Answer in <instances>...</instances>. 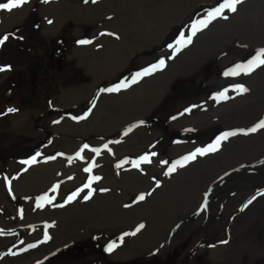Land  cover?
I'll list each match as a JSON object with an SVG mask.
<instances>
[{"label":"rangeland","instance_id":"374dc122","mask_svg":"<svg viewBox=\"0 0 264 264\" xmlns=\"http://www.w3.org/2000/svg\"><path fill=\"white\" fill-rule=\"evenodd\" d=\"M27 1L29 2L28 12L22 15L20 20L9 29L0 32V69L10 71L0 79V100H2L4 87L9 85V82L14 80L16 75L23 76V82L25 83H36L42 85V87L34 91L33 101L30 104L23 103L24 99L22 101L10 100L14 105L5 104L9 112L0 117V182L2 183L5 180V186H8L9 180L6 178V170L8 171L10 162L28 163L42 154V151L51 145L54 138V134L48 129L50 127L47 121L50 118H47L46 124L42 123V129L44 130L36 134H31L34 132L32 130L30 134H27L9 128L14 125L16 115L25 108L29 107L38 111L39 114H36L37 123L41 121V118L47 117L51 113L62 114L64 112L69 117L74 118L76 114L83 113L88 108L90 111L88 112L87 109L86 114L82 117V121H86L93 115V110L97 105V100L100 97L98 94L99 87L94 95L85 90L82 103L73 109H62V107L54 104L55 98L62 89L90 82L93 77L91 74L94 72H96L94 76H98V72L110 71L120 66L121 72L120 70L113 72L114 74L111 77L104 78L100 84L112 85L110 89L115 94H122L132 88H136L137 93L144 92L146 91V89H143L145 82L153 80L162 73H169L168 67L178 55H181L188 65L194 66L197 59H193L190 55L194 51L200 53L202 49L198 45L188 55V51L191 50L194 42H200L208 36L215 37L213 34H208V36L202 34L211 31L214 25L212 22L216 19H225L224 14L231 15L226 13L227 9L232 10L238 7L237 3H233L236 0H170L165 2V9L162 12H159L160 8L158 6L144 12L142 0H92L90 4H88L89 0H62L61 2L53 0L47 12V15L52 16L53 20L56 16H64L68 12L80 17L81 20L78 21V28L73 21H65L56 27V24H52L51 29L55 27L56 33L50 36L42 30L43 17L40 11L41 5L50 0H25V2ZM147 1H149V6L160 0ZM231 1H233V4H231ZM253 1L259 4L258 9L256 8L253 13L248 12V14L253 18L260 13L259 16L264 19V0ZM55 2L57 3L55 4ZM195 2L205 3L206 6L200 8V4H197L187 13H182L184 8ZM13 6L11 0H0L1 15L5 9L9 13L13 10ZM104 12L107 15L106 17H97V14ZM94 17L102 19L97 20ZM240 17H238V20ZM179 18L181 19L176 23H172L171 28L166 31L165 35L160 36L158 41L150 46V43L154 42L155 35L157 33L159 35L161 32L160 26L167 23L166 27H168L167 25H171L170 21ZM103 19L106 22L102 24L101 20ZM90 21H96V24L93 25ZM252 23L254 24V22ZM234 25V29H240L237 24ZM256 25L259 28L257 22ZM76 29L79 30L76 32ZM222 31H224L223 28L216 31L220 32V34H217L219 36L215 38L218 42H224L227 34L231 32V30ZM263 37L262 39L261 37L258 38L261 40L245 37V39H237L233 42L229 41L221 44L224 47H220L221 49L218 50L220 52L219 56L218 52H211L210 55H215L209 62L206 61L210 55L204 57V60L196 65L195 70L199 71L195 74L188 72L182 77L173 79L174 81L166 89L163 97L154 101V105L146 117L132 119L128 123L119 126L111 134L105 136L99 134L96 138L100 141L96 146L92 144L90 137H86L83 140L82 147L73 150L75 154L70 151L58 157L57 159L63 161L65 159H75L74 171L71 172L74 173L73 179L81 174L85 175L89 182L92 181L89 190H86V197L88 196V198L83 200V203L92 198V193L95 196L103 195L102 190L96 186L94 179L97 177L104 159L95 156H91L90 159L88 153L91 154V150L103 152L108 157L106 159H112L119 165L123 163L124 165L130 164V168L124 171L120 170L122 169L120 167L116 168V164L112 163L115 165L112 170H120L122 174L128 173V171L137 173L144 171L149 176L145 181L152 185L158 173L163 175L161 171H165L166 175L188 173L197 164L202 166L203 159L226 157L232 151H248L250 160L229 161L227 164L230 167L221 170L223 176H217L221 184L216 182L217 177L205 181L204 184L206 185L204 186L208 187L205 188L202 185L204 190L199 189L200 191L197 192L192 204V209H183L191 211V214L195 216L204 215V220L208 218L205 215L206 210L223 206L225 202L224 200L218 205L221 198L209 193V186L218 187L220 190L228 173L232 177H236L233 172H241L237 168L240 163L249 169L248 172H245L249 178L248 180L246 178L241 179L239 186H237L239 188L229 191V195L225 199L238 198L236 201L240 202L239 211L243 212L251 206V203H254L249 198L242 203L241 197L244 194L261 191L260 195H264V187L261 186L264 180L257 181L261 174L252 165L254 161L259 163L257 166L262 174L264 173L261 166L264 164V119L259 118L263 106H258V101L255 102V100H258V95H264L261 92L264 91V74L259 72L264 66ZM75 44H79L77 57L69 59L66 52L70 51ZM162 54L167 56L163 57ZM100 67L105 68L98 71ZM41 68H44V71ZM46 68L51 69L47 70L50 76H43L45 79L42 80L40 76L45 73ZM28 70L33 74H28ZM129 78L130 80L123 81ZM139 79H146L142 87H139L141 81L138 82ZM249 80H254L258 84V88L254 87L250 90L251 83ZM91 83L95 84L96 82L93 80ZM148 96L151 97L152 94L150 93ZM7 100L9 101V98ZM235 100H243L240 105V110L243 113H240L238 108L237 111L234 110L233 102ZM216 102L222 103L223 111L215 110L217 112L215 114L214 105ZM0 105L3 106L4 104ZM211 107H213V110L209 109ZM181 114L183 115L180 116ZM261 114H264V112ZM33 118L34 115H31L30 119ZM174 119L187 127H196L195 125H203L202 123L205 122H208V124L206 128L198 131L183 130L169 127L170 123L176 121ZM253 134L254 136L251 138L248 136ZM220 136V141L216 146L205 147L202 145L204 143L209 145L211 139ZM251 147L259 148L250 149ZM172 149L174 150L172 151ZM13 150L22 153L10 155L9 151ZM21 155L22 159H17ZM48 159H46V162H49ZM99 159H102V161ZM152 167L156 168L158 173H149ZM63 173L68 174L70 172L65 168ZM189 178L191 179V185L198 184V176L195 177V181L192 180L190 175ZM117 182V185L115 182L116 191L120 193L123 189L120 184H124L125 181L119 175ZM75 185L80 188L79 182H76L71 188L74 193L71 197H76ZM126 186L124 189L129 190L131 194L127 198V204L149 192L147 186H141L136 191H131ZM109 192L113 191L110 190ZM4 193L11 200L12 209L17 210V216L22 220L23 215L20 210H22V203L27 199L12 195V191L7 189L4 190ZM58 193V188L50 193L49 198L44 196L45 193H40L36 201L31 199L29 207L34 206L39 215L42 213L50 214L57 210L60 205L57 198H62V196ZM254 197L255 195L252 196V198ZM214 198L217 199V203H213ZM121 204H118L117 207H121ZM48 206L49 208H47ZM224 208H227V206H224ZM68 211L66 212L67 216L71 214ZM15 218L13 210L0 201V223H14L13 226L0 225V237L4 238L2 243L4 245L0 246V264H2V259L10 254L25 253V258H30V261L32 257L29 251H34L38 247L37 243L23 239L22 235L28 232L27 227L21 223L15 225ZM141 218L143 217L141 216L138 221L141 222L142 220L143 223H146V220ZM181 221L182 219L174 220L170 224L166 237L168 241L172 238L171 232ZM228 223L227 226L232 229V226H229ZM41 224H43L44 230L39 240L41 244L46 246L52 240V235L49 232L50 222H41ZM113 225L114 223L110 219L103 218L98 222H92L88 227L93 226L98 229L106 227L110 230L114 228ZM124 228L126 227L121 228V230H124ZM30 232L33 233V230H30ZM130 233L132 232L124 231L120 234L113 232L93 233L84 240L67 244L37 259L34 263L31 261L28 264H55L59 261L62 264H81L82 261L94 254L100 258H105L108 264H118L114 260L108 259L107 253L115 248L114 245L119 243V238L129 236ZM7 236L12 238L6 239ZM191 238L192 235L184 239H178L180 242L179 249H175L168 259L159 260L154 256V260L136 258L123 264H177L180 255L177 252H182ZM154 246L155 249H158L157 244ZM17 247L19 249L15 250ZM196 257L201 258L202 254L197 253ZM96 259H93L92 262H96Z\"/></svg>","mask_w":264,"mask_h":264},{"label":"bare ground","instance_id":"6f19581e","mask_svg":"<svg viewBox=\"0 0 264 264\" xmlns=\"http://www.w3.org/2000/svg\"><path fill=\"white\" fill-rule=\"evenodd\" d=\"M51 1L53 0L45 2L40 7L41 15L43 17L41 22L43 32L46 35L53 36L56 33L55 27L65 21L75 22L78 28V21H80L81 18L74 16L75 14H72L71 12H68L64 16H56L54 20L52 16L49 17L47 12L50 4H52ZM59 1L61 2L62 0H58L57 2ZM91 1L92 0H89L88 4H90ZM169 1L170 0H160L158 2L156 1L157 4L154 2L149 6V1L147 0H142L141 3L144 12L148 9L152 10L150 8L155 6H158L160 8L159 12H162L165 9V2ZM57 2H55V4ZM232 2L233 1H231V4H238V7H235V9L226 10V13H229L232 16L224 14L225 19H216L212 22L214 25L212 26L211 31L202 34L205 36L213 34L215 37L208 36V38H204L200 42H194L191 50L188 51L189 55L194 51L196 46L199 45L202 48L200 53L194 51L190 55L193 59H197V63L194 66L188 65L184 58H182L181 55H178L177 58H175V61L170 63L168 67L169 73H162L158 77L153 78V80L151 79V81H146V79L138 80V82L141 80L139 82V87H142L146 81L143 88L146 89V91L137 93L136 88H132L122 94L113 93L110 89L112 85L108 86L100 84L104 78L111 77L112 74L119 70L121 72V67H115L110 71H102L105 67H100L98 71L101 70L102 72H98V76H94L96 72L91 74L93 77L90 82L62 89L60 94L55 98V105L62 107V109H73L82 103L85 90L88 91L89 94L94 95L99 87L98 94L100 97L97 100V105L93 110V115L89 119H86V121H82V117L86 114L88 108L85 109L84 112L81 111L83 113L79 112L76 114L74 118L69 117L65 113H51L47 115V117L45 116L41 118L39 123H37L36 118V114L38 115L39 113L36 109L27 107L21 113L16 115L14 125H11L9 128L27 134H30L31 130L34 131L31 134H36L41 132V130H44L42 129V123L46 124L47 118H50L47 121L50 127L48 129L54 134V138L51 145L46 147L36 160L28 163H22L19 161L10 162L9 169L8 171L6 170V178L9 180L8 186H5V180L2 181L3 184L0 182V201L13 210V213L16 216L15 225L21 223L27 227L28 232H25V234L22 235L23 239L28 242H35L38 245L34 251H29L32 257L30 261V258H25V253L19 255L10 254L2 259V264H28L31 261L34 263L37 259L48 253L72 242L75 243L79 240H84L87 236H90L93 233L113 232L115 234H120L124 231H131L132 233H130L129 236H122V238H119V243L115 244V248L107 253L108 259L114 260L118 264H123L136 258L154 260V256L159 260L168 259L175 249H179L180 242L178 239L187 238L189 235H192V238L187 246L184 247L182 252H177L180 254L177 264H264V195H260L261 191H257L253 194L250 192L244 194L241 197L242 203L248 198L254 203H251V206L243 212L239 211L240 202L236 201L238 198L233 197L225 199L229 195V191L239 188L237 186H239L241 179L244 180L246 178V180H248L249 176L245 172H248L249 169L245 168V165L243 166L241 163L238 164L237 168L240 169L241 172H233L236 177H232V175L228 173L220 190L218 187L209 186V193H213L218 198H221L218 205L224 200L225 202L223 206L217 208L212 207L211 210H206L205 215L208 216L207 219L204 220V215L202 214L195 216L191 214V211L183 210L187 208L192 209V204L197 192L200 191L199 189L204 190V185H206L204 184L205 181H210V178H216L217 176H223L221 170L230 167L227 164L229 161L236 162L238 159H244L245 161L250 160L248 151H232L226 157L222 156L215 158L217 159L216 161L213 158L203 159L201 162L202 166L197 164L191 168L188 173H171L170 175H166L165 171H161L163 175H159L156 168L152 167L150 169L152 171L149 170V173H158L156 175V180L152 185L145 181L149 176L144 171H139L138 173L128 171V173L122 174L120 170L125 171V169H129L130 164L124 165L123 163L119 165L112 159H106L108 157L103 152H95L91 150V154L88 153L90 159L91 156H95L96 158L103 157L104 159L103 164L100 166V171L94 179L96 186L102 190L103 195L95 196L94 193H92V198L89 201H86V203H83V200L88 198V196L86 197V190H89L92 181L89 182V179L81 174L73 179L74 173L71 172L74 171L75 159H65L64 161L62 159H57L61 155L70 151L72 154H75L73 150L81 148L83 140H85L84 138L86 137H90L92 139V144H95L96 146L100 141V139L96 138L99 134H102L103 136L111 134L113 131L117 130L119 126L128 123L132 119L146 117L153 107L154 101L160 100L163 97L166 89L174 81L173 79L182 77L188 72L195 74V72L199 71L197 69L195 70L196 65L201 63L204 60V57L209 56L211 52L217 53L219 49L224 47L221 46V44L228 43L229 41L233 42V40L237 39H245V37L252 39H258L261 37L262 39L264 36V19L259 16L260 13L253 18L248 14V12H255L256 8L258 9L257 6H259V4L254 3V1L252 2V0H236L235 2ZM11 3L14 6L12 7L13 10L9 13H7L8 10L5 9L1 15L2 7H0V32L9 29L13 24L20 20L22 15L28 12V1L11 0ZM200 3L201 2H195L189 4L187 8H184L182 13H187ZM199 6L201 8L206 6V4L202 3ZM106 16L105 12L97 14V17ZM238 17H240L239 20ZM100 19L102 18H97V20ZM180 19L181 18L170 21L169 23H171V25H167L168 27H166L167 23L160 26L159 29L161 32L159 30V35L158 33L155 35L154 42L150 43V46L158 41L160 36L166 34V31L171 28L172 23H176ZM101 22L103 24L106 20L103 19ZM252 22H254V24ZM256 22L259 28L257 27ZM90 23L95 25L96 21H90ZM52 24H56L53 29H51ZM234 24H237L241 30L234 29ZM220 28L224 29L222 32L231 30V32L227 34L224 42H218L215 39L219 36L217 34H220V32H216ZM78 30L79 29H76L75 31L77 32ZM78 45L79 44H75L70 51L66 52V56L69 59L77 57L76 53L79 49ZM228 46L230 48V43ZM219 54L220 52H218V56ZM214 55H210L206 62H209L210 59L212 60ZM161 56L164 57L167 55L162 54ZM2 71L3 69H0V79L8 74L7 71ZM259 72L264 74V66H262V69ZM93 80H95V84L91 83ZM128 80H130V78L123 81ZM249 82L251 83L250 90L254 87L258 88V84L255 83L254 80H249ZM261 92L264 93V91ZM150 93L152 94L151 97L148 96ZM257 99L258 100H255V102L258 101V106H263L259 118L264 119V114H261L264 112V95H258ZM243 100H235L233 102V108L235 111H237L238 108L239 112L243 113L240 110V105ZM209 109L213 110V107ZM215 110H218L219 112L223 111L222 103L219 104L216 102L214 105V112ZM89 111L90 109H88V112ZM216 113L217 112H215V114ZM31 115H34L32 120L30 119ZM202 124L203 125L199 124L195 126L198 129H203L207 127L208 122ZM169 127L181 128L183 130L191 128L185 126V124L178 120L170 123ZM248 136L251 138L254 134ZM258 148L259 147H251L250 149ZM173 150L174 149H172V151ZM47 158H49V162H46ZM99 160L102 161V159ZM112 163L116 164V168L120 167L122 169L118 171L112 170L113 167H115ZM258 164L259 163L254 161L252 165H254V167H256L255 169L260 172L261 176L257 178V181H260L264 180V173L262 174L257 166ZM261 166L264 171V164ZM65 168L70 173L64 174L63 169ZM59 174H61V176H59ZM119 175L121 176V179L125 181L124 184H120V187L123 188L120 193L116 191L117 188L115 186V182L116 185L118 184L117 177ZM189 175L193 181H195V177L198 176L197 185L190 184L191 179L189 178ZM239 176L240 178L237 179ZM76 182H79V187L81 189L77 188L75 185L74 189L76 197H71L74 194L71 188ZM216 182L221 184L218 177L216 178ZM202 185L204 187H202ZM125 186L131 191H136L137 189H140L141 186H147L149 192L148 194L143 195V197H137L133 202L127 204V198H129L131 194L129 190L124 189ZM261 186L264 187V183H262ZM207 187L208 186L205 188ZM5 188L12 191V195L22 196L27 199V201L22 203V210H20L23 215L22 220L17 216V210L14 211V209H12V202L8 199L6 193H4V190L6 191ZM56 188L59 190L58 195L62 196V198H57V202L60 203L57 210L50 214L42 213L39 215L34 206L29 207L31 199L36 201L40 193H45L44 196L49 198L50 193ZM110 190L113 192H109ZM253 195H255L254 198H252ZM212 201L213 203L218 202L216 198ZM120 203H122L121 207H117ZM129 206L132 207L129 208ZM224 206H227V208H224ZM47 208H49V206ZM67 210L71 213L68 214V216L66 213ZM141 216L143 217L141 219H145L146 223H143L142 220L141 222L138 221ZM103 218L110 219V221L114 223V228L109 230L106 227L102 229L93 226L88 227L92 222H98V220ZM180 219H182L181 223L173 229L171 232L172 238L168 241L166 237L170 224L174 220L177 221ZM41 222H50L49 232L52 235V240L46 246L41 244L39 240L44 230ZM227 222H229V226H232V229L227 226ZM2 224L7 226L14 225L13 222L7 224L6 222L0 223V225ZM123 227L126 228L121 230ZM30 230H33V233H31ZM9 237L10 236H7L6 239L12 238ZM3 239L0 237V246L4 245L2 244ZM155 244H157L156 247H158V249L154 248ZM16 249H19V247L15 248V250ZM197 253H201L202 257H196ZM93 259H96L97 261L92 262ZM55 264H62V262L59 261ZM81 264L108 263L105 258H100L94 254L82 261Z\"/></svg>","mask_w":264,"mask_h":264},{"label":"flooded vegetation","instance_id":"af4514ba","mask_svg":"<svg viewBox=\"0 0 264 264\" xmlns=\"http://www.w3.org/2000/svg\"><path fill=\"white\" fill-rule=\"evenodd\" d=\"M37 66V65H36ZM22 67V66H20ZM19 67V68H20ZM42 71H44V68H41ZM45 73H43V75L40 76V78L43 80L45 79L44 77H49L50 74H48L47 70H51L50 68H46L45 69ZM10 72V71H9ZM8 72V73H9ZM28 74H33L31 71H27ZM42 74V72H41ZM44 76V77H43ZM24 77L21 76V75H16V77L14 78V80H11L9 82V85H6L4 87V92H3V95H2V100H0V104H4L3 106L0 105V117L2 115H6V112H9V110H7V107L5 106V104L7 105H14V103H12L10 100H15V101H22L24 99V102H27V104H30L31 101H33V93L34 91L39 88V87H42V85L40 84H36V83H31V82H23ZM23 79V80H21ZM9 98V101L7 100ZM64 113V112H62ZM61 114V113H60ZM16 153H22L21 151H9V154L10 155H14ZM39 156V155H38ZM37 156V157H38ZM21 156H19L17 159H22ZM34 158V160L37 159ZM33 161V159L31 160ZM30 162V161H29Z\"/></svg>","mask_w":264,"mask_h":264},{"label":"water","instance_id":"95a60500","mask_svg":"<svg viewBox=\"0 0 264 264\" xmlns=\"http://www.w3.org/2000/svg\"><path fill=\"white\" fill-rule=\"evenodd\" d=\"M193 109V108H192ZM192 109H190V110H192ZM183 114H181L180 116H182ZM174 120H176V119H174ZM190 130H200V129H198L197 127H191V128H189ZM220 138H221V136L220 137H218L214 142H212L210 145H206V144H202L203 146H209V147H214V146H216V144L220 141Z\"/></svg>","mask_w":264,"mask_h":264}]
</instances>
